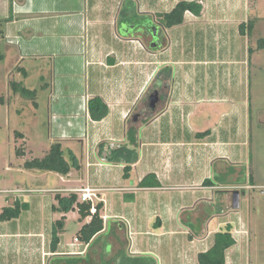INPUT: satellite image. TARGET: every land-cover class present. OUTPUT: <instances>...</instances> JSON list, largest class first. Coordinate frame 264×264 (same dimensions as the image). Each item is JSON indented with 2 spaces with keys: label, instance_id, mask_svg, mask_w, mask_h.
I'll return each mask as SVG.
<instances>
[{
  "label": "crops",
  "instance_id": "0c3cea01",
  "mask_svg": "<svg viewBox=\"0 0 264 264\" xmlns=\"http://www.w3.org/2000/svg\"><path fill=\"white\" fill-rule=\"evenodd\" d=\"M179 2L155 10L148 0H0V21H7L0 38V84L7 95L0 101L6 120L20 122L17 149L24 145V155L17 156L20 162L10 169L37 179L54 174L62 188L38 189L53 194L49 202L71 194L83 202L80 190L89 188L96 197L88 202L104 205V230L90 243L79 233L91 218L81 219L76 205L68 213L60 211L58 221L63 219L64 225L55 250L57 220L50 215L27 233L0 232V264L6 259L5 239L14 248L11 264H46L57 258L58 264H150L145 257L153 256L155 264H171L177 248L182 252L180 244L176 246L181 235L190 236L183 251L188 262L183 264H196L191 258L198 259L213 246L211 237L219 230L192 238L180 223L181 214L201 201L202 208H209L205 219L218 218L210 191L227 188L229 197L246 186L237 183L239 168L231 174V183L223 186L218 177H228L230 167L244 163L236 149L248 146L247 70L229 54L197 59L191 40L181 39L182 27L190 32L205 19V29L221 49L225 26L212 28L218 24L214 14H223L221 26L224 14L235 7L203 5L201 16L187 12L182 25L164 27L157 15ZM133 3L138 6L133 8ZM137 11L151 15V24L134 21L131 15ZM97 97L109 108L102 121H95L90 112V101ZM43 107L47 124L42 122ZM230 110L238 111V119H229ZM261 113L258 123L264 128V110ZM130 128L137 130L138 160L126 178L127 163L108 156L111 149L129 143ZM55 143L61 144L72 166L68 175L24 168L27 161L46 157ZM150 175L149 182L158 186L142 187ZM10 201L9 206L17 202ZM71 212L82 222L72 242L65 235ZM166 237L171 259L156 251ZM207 242L210 247L205 248Z\"/></svg>",
  "mask_w": 264,
  "mask_h": 264
},
{
  "label": "rangeland",
  "instance_id": "374dc122",
  "mask_svg": "<svg viewBox=\"0 0 264 264\" xmlns=\"http://www.w3.org/2000/svg\"><path fill=\"white\" fill-rule=\"evenodd\" d=\"M175 1L176 0H148V3L151 7L154 5L155 10H159L162 6L170 8ZM197 1L200 3L202 2V5H205L206 7L226 4L229 7H235L232 11H228L224 14L223 21L225 24H221V26L219 25V22L221 21L223 14H214L218 24L212 28L214 30H219L222 26H225V29H222V31L226 33L225 36L223 35L224 41L222 43L224 47L221 49L219 48L220 44L215 42L214 37L210 35V29H205L206 25H203L205 24V19H199L200 22H204L200 25L202 29L195 25L194 27H191L190 32H187V27H182L180 33L181 39L185 42L187 41L188 43L189 40H191L190 44L193 49L191 53L195 54L197 59L204 57L214 58L220 55L225 56L229 54L237 59L236 61H240L242 64L245 63V65L242 66L243 69L246 68L247 70L246 95L249 101L248 106L250 105V111L248 110V120H250L248 146L236 149L238 157H242L243 155L242 161L244 163L230 167L232 169H230L229 176H220L218 177V181L223 184V186L227 183H231V174H234L235 169L239 168L242 176L240 175L237 183L246 186L241 189H236L241 192V208L238 211L231 210L232 194L228 197V192L230 190H227V188H220L210 191L212 195L211 206L214 207V216L220 215L218 218L212 220L209 219L207 221L204 214H208L209 208H202L200 204L202 202L199 201L194 203L192 207L188 208L189 210L182 212L180 223L185 230L193 235L192 238L197 239L202 233H207L212 230H220L219 225L228 222V224H232L233 226V236L237 241L236 246L227 252L228 264H264V128L258 123V120L262 116L261 112L264 110L262 107L264 106V102L259 103L264 99V47L261 49L259 47V43L264 41V0ZM133 4V8L138 6V3ZM246 5L252 10V13H249L248 8L246 9ZM236 7L239 9H236ZM131 16L134 21L140 24H151V15L141 14L137 11L132 13ZM250 20L254 21L251 31L248 28V22ZM236 21L239 23L237 28L234 29V22ZM243 23H246V35L240 33L239 26ZM154 28V32L157 33V28ZM124 31L125 33H129V30ZM224 42L226 44H224ZM237 69V67L230 66V70L235 71ZM236 80H238V78ZM232 93H235V91H232ZM3 95L7 94L4 92L3 85L0 84V100ZM44 97L45 95H42V98ZM2 106L3 105L0 101V212L2 211V207H8L10 202L13 203L10 200L27 203L28 208L22 211L19 218L6 223L1 222L0 232L11 234L16 232L27 233L34 229L36 225L41 223L45 224V220L49 215L51 216L50 219H54V221L57 220L55 222L57 225L60 211L53 213L52 203L57 207H61L59 200L55 198L53 202H49L47 198L49 195L53 196V194L43 193V191L38 189H46L50 186H55L56 188L62 187L59 184H55L57 181L55 180L54 174H48L41 179H37V177H33L29 172H20L10 169L12 165H18L20 162L17 159L20 148L17 149L15 141V134L19 129L20 122L16 120H6ZM198 110L197 112L200 113ZM237 112V110H233V112L231 111V114L233 113V115L230 116L229 119H238V117H236ZM41 115L44 119L42 122L47 124L48 113L46 107H43ZM199 117L198 114L195 120H199ZM22 146L21 150H24ZM230 161L232 160L230 159ZM19 188L21 190H18ZM202 194L204 195L205 193ZM194 217H196V219H193ZM81 223L77 212H71L69 214V223L66 227L67 233L65 235L70 242H72L74 237L78 234ZM225 226L226 225L223 227ZM204 227L206 228V232H204ZM72 228H75V231H72ZM57 229H59L58 225ZM213 236L214 234L211 237V241H214ZM189 239L190 236L187 235H181L178 239L176 238V246L179 243L181 247L180 251L182 252L178 253V248L176 247L177 251L175 252L176 256L174 259H171V256H173L172 250H167V237L163 239L165 246L160 243L158 248H156V251H159L161 255L164 253V256H170L171 260L169 261H172L171 264L187 263L188 261L185 258L184 252L189 247ZM5 242L9 243V247L12 246L8 239H5ZM208 243L209 242H207L205 248L210 247ZM8 246L5 249L6 259L4 260V264H11L13 256L15 255L13 254V246L11 248H8ZM145 258L150 264L157 263L156 256ZM57 259H48L46 264H58L59 262L56 261ZM191 259L194 261L196 260V264H198L197 258Z\"/></svg>",
  "mask_w": 264,
  "mask_h": 264
},
{
  "label": "trees",
  "instance_id": "16d2710c",
  "mask_svg": "<svg viewBox=\"0 0 264 264\" xmlns=\"http://www.w3.org/2000/svg\"><path fill=\"white\" fill-rule=\"evenodd\" d=\"M202 3L197 0L193 1H180L172 11L168 13H161L157 15L158 21L166 28H173L175 26L182 25L185 21V14L187 12L193 13L195 16H201L203 12ZM6 20L0 21V38L4 33V26ZM254 21L248 22V28L251 31ZM240 32L246 35V23L240 25ZM260 49L264 47V41L259 43ZM24 95V93H23ZM91 116L95 121H102L109 114V108L107 104L99 97L90 101ZM137 130L130 128L128 130V144L119 148L111 149L108 159L115 162H126L125 177L128 178L131 172V164L138 160V154L135 146L137 145ZM23 150L19 149L18 156H23ZM24 168L27 170H40L44 172H55L60 175L66 176L71 172V164L64 158L62 146L59 143L52 145L49 154L43 159H34L27 161L24 164ZM153 176H147L141 183L142 187H157L158 182L150 183L149 178ZM209 183V182H207ZM61 207H54V210L61 211L63 213L70 212L76 205L81 219L85 220L91 218L90 222L83 226L79 233V237L83 242L90 243V241L100 234L104 230V220L102 216L103 203H97L96 213L92 214L91 202H79L78 197L75 194H71L68 198L57 196ZM28 208L27 203L15 202L14 205L4 207L0 213V223H5L17 219L20 217L22 211ZM57 225L59 229H57ZM57 225L53 230L52 247L55 250L59 244V234L64 225V220L57 222ZM237 241L233 236L232 224H227L221 228L214 236L213 246L206 252H202L198 255L199 264H227V252L229 249L236 246Z\"/></svg>",
  "mask_w": 264,
  "mask_h": 264
},
{
  "label": "water",
  "instance_id": "95a60500",
  "mask_svg": "<svg viewBox=\"0 0 264 264\" xmlns=\"http://www.w3.org/2000/svg\"><path fill=\"white\" fill-rule=\"evenodd\" d=\"M154 33V30L152 31ZM156 35V33H155ZM157 43V42H156ZM156 43L153 44L152 47H156ZM241 208V192L238 190H235L232 192V211H238Z\"/></svg>",
  "mask_w": 264,
  "mask_h": 264
},
{
  "label": "built area",
  "instance_id": "2783aa9c",
  "mask_svg": "<svg viewBox=\"0 0 264 264\" xmlns=\"http://www.w3.org/2000/svg\"><path fill=\"white\" fill-rule=\"evenodd\" d=\"M81 192V199L83 202H88V201H93V198L96 197L95 192H93L91 189L86 188V189H82L80 190ZM96 208L92 207V213H96ZM76 241H78V238L76 239Z\"/></svg>",
  "mask_w": 264,
  "mask_h": 264
},
{
  "label": "flooded vegetation",
  "instance_id": "af4514ba",
  "mask_svg": "<svg viewBox=\"0 0 264 264\" xmlns=\"http://www.w3.org/2000/svg\"><path fill=\"white\" fill-rule=\"evenodd\" d=\"M145 32H146V31H145ZM145 32H144V33H145ZM144 33L142 34L143 36H144L147 32H146L145 34H144ZM152 37H153V36H152Z\"/></svg>",
  "mask_w": 264,
  "mask_h": 264
}]
</instances>
